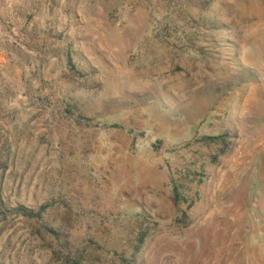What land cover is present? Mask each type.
<instances>
[{"label":"rangeland","instance_id":"374dc122","mask_svg":"<svg viewBox=\"0 0 264 264\" xmlns=\"http://www.w3.org/2000/svg\"><path fill=\"white\" fill-rule=\"evenodd\" d=\"M0 264H264V0H0Z\"/></svg>","mask_w":264,"mask_h":264},{"label":"trees","instance_id":"16d2710c","mask_svg":"<svg viewBox=\"0 0 264 264\" xmlns=\"http://www.w3.org/2000/svg\"><path fill=\"white\" fill-rule=\"evenodd\" d=\"M21 209V211H24V212H29V211H27L26 209H24V208H20Z\"/></svg>","mask_w":264,"mask_h":264}]
</instances>
